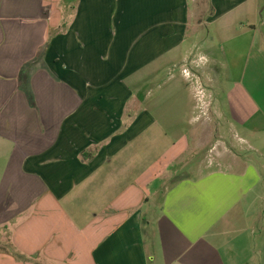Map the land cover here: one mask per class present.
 Here are the masks:
<instances>
[{"label":"crops","instance_id":"1","mask_svg":"<svg viewBox=\"0 0 264 264\" xmlns=\"http://www.w3.org/2000/svg\"><path fill=\"white\" fill-rule=\"evenodd\" d=\"M200 1L0 0V264H264V4Z\"/></svg>","mask_w":264,"mask_h":264},{"label":"rangeland","instance_id":"2","mask_svg":"<svg viewBox=\"0 0 264 264\" xmlns=\"http://www.w3.org/2000/svg\"><path fill=\"white\" fill-rule=\"evenodd\" d=\"M258 1H261L262 2V4H264V0H258ZM200 3L202 4V8H204V9H207V7H206V0H201L200 1ZM200 49V48H199ZM202 51V50H201ZM150 87H152V86H150ZM152 88H154L155 89V87H154V85H153V87ZM192 101H193V103H195V100L194 99H192ZM212 143L213 142H208V144L206 145V146H203V148H202V150H200L199 149V151H198V155H199V153L200 154H202V155H208L209 153H210V150H212L211 148H212ZM2 163V161L0 162V166L2 165L1 164ZM0 176H2V173H0Z\"/></svg>","mask_w":264,"mask_h":264},{"label":"built area","instance_id":"3","mask_svg":"<svg viewBox=\"0 0 264 264\" xmlns=\"http://www.w3.org/2000/svg\"><path fill=\"white\" fill-rule=\"evenodd\" d=\"M183 72H184L185 74H188V72H187L186 70H183Z\"/></svg>","mask_w":264,"mask_h":264}]
</instances>
